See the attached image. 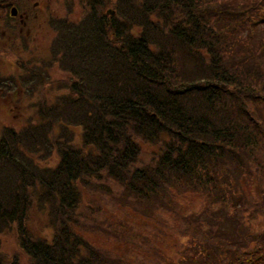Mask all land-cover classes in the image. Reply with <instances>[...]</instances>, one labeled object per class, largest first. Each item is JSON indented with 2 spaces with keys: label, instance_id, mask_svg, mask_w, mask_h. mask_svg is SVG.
Wrapping results in <instances>:
<instances>
[{
  "label": "trees",
  "instance_id": "obj_1",
  "mask_svg": "<svg viewBox=\"0 0 264 264\" xmlns=\"http://www.w3.org/2000/svg\"><path fill=\"white\" fill-rule=\"evenodd\" d=\"M86 1L80 19L51 20L33 69L0 70V97L32 112L0 121V237L27 264L249 263L264 244L262 141L231 108L264 105V24L248 32L264 0ZM164 235L175 258L154 244Z\"/></svg>",
  "mask_w": 264,
  "mask_h": 264
},
{
  "label": "rangeland",
  "instance_id": "obj_2",
  "mask_svg": "<svg viewBox=\"0 0 264 264\" xmlns=\"http://www.w3.org/2000/svg\"><path fill=\"white\" fill-rule=\"evenodd\" d=\"M31 6L37 4L40 8L42 5L46 7L45 17L30 21L26 25L18 24L16 27L6 26L4 22H0L2 26L0 28L2 37H0V70L8 67L7 64H13L17 72L18 65H23V63L28 64L29 69H33L38 62V58H35L36 55H46L48 44L53 37L52 32L54 33L50 22H56L57 18L61 19L71 18L80 19V17L89 11L90 3L86 0H27ZM104 2L108 0H102ZM112 1V0H111ZM110 10V8H107ZM38 11H36V14ZM52 20V21H51ZM4 25V26H3ZM58 26V25H57ZM55 26V28H57ZM8 27V28H7ZM10 40V41H8ZM17 62V65L15 64ZM9 73V71H4ZM15 72V73H16ZM62 75L58 73L52 74V79H59ZM44 94V92H43ZM5 97V96H4ZM0 97V121L3 123L15 122V124L24 122L25 118L28 116V113H32L29 110V103L23 100L20 105L15 101H11L7 96ZM27 105V106H26ZM29 109V110H28ZM25 111L28 113L26 114ZM144 153H147V150L150 149V146L142 145ZM250 182L246 184L245 192L249 199H254V204H257V194L254 190V185L252 179L247 180ZM254 187V188H253ZM196 198L192 196H183L179 199V205L184 208L188 205L191 206L193 211H198L199 204L196 203ZM36 221V220H35ZM254 226H257L259 229L264 228V217H259L254 221ZM35 228V226H34ZM255 229V228H254ZM45 232V229H44ZM172 236V237H171ZM164 235L163 241H157L156 237L153 238L154 244L157 245L161 250L166 251L171 258H175L176 249L174 248L173 243L175 242L174 235ZM89 241L95 245L102 247L103 249L112 250L115 245H112L107 238L101 237L100 235L87 234ZM162 238V237H158ZM1 247L0 250L2 253L10 258L17 256L19 258L20 264H27V259L19 251L16 239L8 233L2 234L0 237ZM160 240V239H159ZM183 242H187V239H183ZM144 254V253H143Z\"/></svg>",
  "mask_w": 264,
  "mask_h": 264
},
{
  "label": "flooded vegetation",
  "instance_id": "obj_3",
  "mask_svg": "<svg viewBox=\"0 0 264 264\" xmlns=\"http://www.w3.org/2000/svg\"><path fill=\"white\" fill-rule=\"evenodd\" d=\"M0 0V20L6 24V19L11 20L14 26L18 24L26 25L30 21L45 17L46 7L42 5L40 8L37 4L31 6L27 0H6V6ZM5 1V0H4ZM8 6V7H7ZM1 8H5L2 10ZM7 8V9H6ZM36 11L38 13L36 14Z\"/></svg>",
  "mask_w": 264,
  "mask_h": 264
}]
</instances>
